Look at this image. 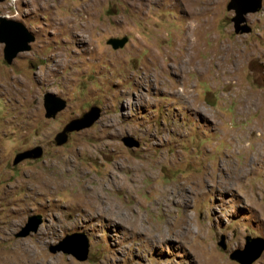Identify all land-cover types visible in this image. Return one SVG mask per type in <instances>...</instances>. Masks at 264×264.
<instances>
[{
  "label": "rangeland",
  "instance_id": "1",
  "mask_svg": "<svg viewBox=\"0 0 264 264\" xmlns=\"http://www.w3.org/2000/svg\"><path fill=\"white\" fill-rule=\"evenodd\" d=\"M229 2H0L35 37L11 64L0 43V264H239L247 238L264 241V0L249 33ZM45 95L65 101L54 118ZM91 107L100 118L56 145ZM75 234L86 259L50 252Z\"/></svg>",
  "mask_w": 264,
  "mask_h": 264
},
{
  "label": "water",
  "instance_id": "2",
  "mask_svg": "<svg viewBox=\"0 0 264 264\" xmlns=\"http://www.w3.org/2000/svg\"><path fill=\"white\" fill-rule=\"evenodd\" d=\"M3 0H0V2ZM262 7V0H230L227 5L229 11L234 12L231 19L236 33H249L250 28L245 25L246 15L256 13ZM34 35L27 29V27L13 19L0 16V43L3 45V58L6 63L11 64L16 56L22 52L30 50V43L34 42ZM126 38H111L108 44L113 48H122L126 43ZM43 107L46 118H54L65 107V101L53 95H45L43 99ZM101 110L97 107H91L87 112L80 117L71 120L66 124L61 132H58L54 137L56 145H63L67 142L69 133L91 127L99 118ZM124 145L128 147H138L139 143L130 137L122 139ZM43 154L42 148L37 146L28 151L21 152L16 155L14 164H17L25 159L40 158ZM42 223L40 215L30 216L27 223L21 228L18 237H26L38 230ZM246 244L243 250H236L230 258L239 264H252L262 254L264 250L263 240H249L246 239ZM222 249L225 250L223 237L218 243ZM51 253L63 252L72 255L76 260L82 261L86 259L88 254V241L82 236L72 235L66 238L62 243L51 246Z\"/></svg>",
  "mask_w": 264,
  "mask_h": 264
},
{
  "label": "bare ground",
  "instance_id": "3",
  "mask_svg": "<svg viewBox=\"0 0 264 264\" xmlns=\"http://www.w3.org/2000/svg\"><path fill=\"white\" fill-rule=\"evenodd\" d=\"M245 101L247 102V104H246L245 107H246V110H248V109H250V107L254 103V99H253V97L251 95H247L245 97ZM87 203H91L92 204L93 202H91L90 200H87ZM92 205H93L94 210L107 211L109 215H111L112 217H114V219L115 218L120 219L123 216V214H121V211H120V208H119L121 206H119V205H117V204H115L113 202L111 203V208L109 206L98 207L95 203L92 204Z\"/></svg>",
  "mask_w": 264,
  "mask_h": 264
}]
</instances>
